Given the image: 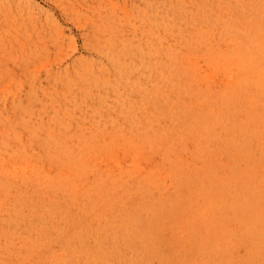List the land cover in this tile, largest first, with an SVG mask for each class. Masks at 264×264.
Wrapping results in <instances>:
<instances>
[{"label": "bare ground", "instance_id": "6f19581e", "mask_svg": "<svg viewBox=\"0 0 264 264\" xmlns=\"http://www.w3.org/2000/svg\"><path fill=\"white\" fill-rule=\"evenodd\" d=\"M261 6L264 7V0H156V28L149 30L154 32V47L148 50L152 58L156 55L150 71L157 80L145 94L142 112L148 115L146 124L143 120L141 125L143 130L130 129L137 132L134 138L95 133L91 147L71 149L75 144H70L53 156H62L67 163L72 159L79 162L98 146L107 145L114 150L123 143L147 151L160 150L167 166L152 183L159 191L167 187L169 193L175 190L171 183L179 186L174 201L171 200L175 206L170 204V195L155 202L153 210L160 211V215H155L144 229L135 218L138 211L127 208H116L113 220L96 221L113 205V200L109 204L101 190L95 188L96 177L92 179L94 189L88 190L85 208H80V215L76 216L69 214L67 204L59 209L52 203L36 208L30 199L17 194L23 201L17 199L13 207L21 202V207H35V217L43 220V225H39L43 231L49 226L62 228L63 232H58L67 236L61 234L59 239H52L54 243L46 249L49 253H41L42 257L53 264H264V124L259 117L260 106L255 104L264 98V49H256L255 36L250 33L259 36V13L264 16ZM163 8L167 9L160 15L158 10ZM160 19L162 24H158ZM182 25L188 30H183ZM167 32L174 35L175 41L165 39ZM224 37H228L226 48L220 43ZM163 53L167 56L160 58ZM166 59L169 63L163 66ZM216 82H220L218 87L214 86ZM154 94L160 101L150 111ZM225 107L233 114L228 120L222 114ZM238 128L239 133L243 129L250 131L247 142L255 147L256 139L257 149L262 152L245 166L225 149L234 141L232 130ZM222 134L227 135L223 143L218 139ZM245 151L241 156L251 150ZM190 152L192 162H185ZM197 163L201 171L184 178L186 170H193L192 164ZM21 166L28 168L25 158ZM56 176L58 182L51 186L62 187L75 207L84 196L78 185L93 182L85 170L82 178L74 180L71 175L62 176V171ZM100 176L119 180L121 189L129 188L130 181L141 174ZM234 185L240 192L234 194ZM14 214L22 217L23 211ZM15 215L6 214L9 224ZM133 223L140 224V232ZM123 226L134 231V239L143 237L144 242L139 247L133 244V248L124 245L126 241L119 234ZM108 231H114L113 239L106 241ZM163 234L173 240L167 242L162 239ZM46 237L50 238V234Z\"/></svg>", "mask_w": 264, "mask_h": 264}, {"label": "rangeland", "instance_id": "374dc122", "mask_svg": "<svg viewBox=\"0 0 264 264\" xmlns=\"http://www.w3.org/2000/svg\"><path fill=\"white\" fill-rule=\"evenodd\" d=\"M153 8L156 9V0H0V264H53L41 253L47 255L46 249L54 243L52 239H59L62 233L58 231L63 232L62 228L50 226L43 231L39 226L43 220L35 217V207L25 204L21 207L22 202L13 207L21 199L17 194L30 199L36 208L52 203L59 209L67 204L69 214L76 216L80 215V208H85L88 190L94 189L92 179L96 177L95 188L101 190L106 202L113 200V205L96 221L113 220L116 208H127L138 211L135 218L144 229L155 215H160V211L153 210L155 202L167 195L170 204L174 201L179 186L175 187L170 180L175 190L169 193L167 187L159 191L152 183L155 175L162 174L160 170L167 166L160 150L147 151L123 143L114 150L107 145L98 146L79 162L72 159L67 163L62 156H53L70 144H75L71 149L91 147L95 133L134 138L137 132L130 129L139 130L146 124L148 114L142 112L145 94L156 79L150 71L156 55L152 58L148 50L154 47L151 43L154 32L149 31L156 28ZM260 8L262 11L264 7ZM165 9H159L158 13L161 15ZM259 15V36L250 33L255 36L256 49H264V16ZM158 22L162 24L163 19ZM182 29L188 27L182 25ZM165 34V39L175 41L171 32ZM227 38L220 41L222 48L227 47ZM162 56L167 55H159ZM168 63L166 59L162 65ZM159 101L154 94L149 110H155ZM255 104L260 106L259 117L264 124V98ZM222 114L226 120L233 116L228 107ZM240 131L232 130L234 141L225 149L245 166L262 152L257 149L256 139L255 147L247 142L250 131ZM226 138L224 134L218 136L222 143ZM249 148L251 151L241 156ZM190 154L185 162L191 161ZM22 158L28 168L21 166ZM192 165L193 170L187 169L184 178L201 171L198 163ZM83 170L93 182L78 185L84 196L75 207L62 187L51 184L58 182L57 172L62 171L64 177L71 175L74 180L82 178ZM134 172L141 176L131 180L129 188L121 189L119 180L100 176H127ZM236 187L239 189L232 186L234 194L240 192ZM7 194L10 199L1 198ZM18 210L23 211L22 217L14 214ZM6 214L15 215L11 224ZM139 223L133 224L140 232ZM125 228L119 231L126 241L124 245L139 247L144 238L134 239V231ZM113 233L108 231L104 239H113ZM78 235L79 231L76 240ZM161 237L167 242L173 240L164 234Z\"/></svg>", "mask_w": 264, "mask_h": 264}]
</instances>
